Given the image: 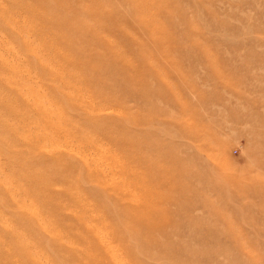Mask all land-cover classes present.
I'll return each mask as SVG.
<instances>
[{"label": "rangeland", "instance_id": "374dc122", "mask_svg": "<svg viewBox=\"0 0 264 264\" xmlns=\"http://www.w3.org/2000/svg\"><path fill=\"white\" fill-rule=\"evenodd\" d=\"M52 2L0 0V101L25 100L0 106V264H101L85 258L104 253L96 234L124 264H264V0ZM14 20L59 78L35 68Z\"/></svg>", "mask_w": 264, "mask_h": 264}, {"label": "bare ground", "instance_id": "6f19581e", "mask_svg": "<svg viewBox=\"0 0 264 264\" xmlns=\"http://www.w3.org/2000/svg\"><path fill=\"white\" fill-rule=\"evenodd\" d=\"M54 2H52V3H55L57 0H53ZM36 2V1H35ZM32 4H34V5H36L35 3H32ZM42 4V3H41ZM39 5V4H38ZM45 5V4H44ZM54 5V4H53ZM58 5H60V4H58ZM25 7V6H24ZM32 7H35V6H31L30 7V9L32 8ZM41 7V6H40ZM62 7V6H61ZM60 7V8H61ZM26 8H28V7H26ZM47 8H48V6H47ZM25 9V8H24ZM29 9V11H34L35 13H36V15L37 16H39V14H41L42 13V10H39V7L37 8V7H35V9L36 10H34V9H31L30 10ZM38 9V10H37ZM46 9V8H45ZM67 9V8H66ZM68 10V9H67ZM86 10V12H87V10L88 9H85ZM84 11V10H83ZM1 12H3V11H1ZM26 12V11H25ZM34 12H30V13H34ZM22 13V12H21ZM35 13L33 14L34 16H35ZM83 13V12H82ZM42 14H44V12L42 13ZM5 15V14H4ZM3 15V16H4ZM44 15H47V14H44ZM36 16V17H37ZM2 17V16H1ZM40 17H41V15H40ZM35 18V17H34ZM37 18H39V17H37ZM47 19V16L45 17V16H42V18H40V21H41V19H43V21H44V19ZM48 19H50V18H48ZM47 19V20H48ZM75 19V18H74ZM60 20V19H59ZM76 20H77V18H76ZM39 21V22H40ZM46 21V20H45ZM44 21V22H45ZM52 22V20L50 19L49 21H47V23L49 24V22ZM62 21H64V20H62ZM67 21V20H66ZM31 22V21H30ZM34 22V21H33ZM38 22V21H37ZM42 22V21H41ZM40 22V23H41ZM51 22H50V24H51ZM40 23H38V24H40ZM46 22H45V24H47ZM52 23H54V22H52ZM7 24V23H6ZM9 24V23H8ZM37 24V23H36ZM47 24V25H48ZM49 24V25H50ZM62 24V23H61ZM74 24H78V21L77 22H75V20L73 21V22H70V23H65V29L67 30L68 29V31H80V29H78L79 28V25L76 27H73L74 26ZM82 24V23H81ZM89 24V23H88ZM11 25V27L9 28V30L13 33L15 30L17 31V30H19V34H20V31L22 32V33H26V34H28L27 36H25L26 38L24 39L23 37L21 38V39H24V41H23V43H24V46H23V48L24 47H26L27 49H28V51H30L29 53H31V52H33L32 54H29V56L30 57H32V58H29L31 61H39L40 59H41V57H40V47H39V49H37V47H38V45L40 46V42H41V40H40V42L38 43H36V44H38V45H34L35 47L33 48L32 46H33V42H31V34L29 33V30H24V29H22V27L20 26V23H17V22H15V20H14V22L12 21V23L10 24ZM35 25V24H34ZM53 25H55V24H53ZM37 26V25H36ZM40 26V25H39ZM47 27V26H46ZM62 27H64V26H62ZM49 28H51V25L49 26ZM32 29V28H31ZM48 29V28H47ZM49 30V29H48ZM50 30H52V29H50ZM64 30V29H63ZM31 31V30H30ZM33 32V31H32ZM46 32H47V30L44 28V27H40V29L39 28H36L35 29V32L34 33H36V36H38V37H40V38H43L44 39V37H46V36H44L45 34H46ZM79 33V32H78ZM48 34V33H47ZM66 34V33H65ZM34 35V34H33ZM60 36V35H59ZM46 38H49V37H46ZM51 38H49V42L51 41L50 40ZM48 39H44V40H42V41H44V43H45V41H47ZM49 42H47V43H49ZM53 42V41H52ZM51 42V43H52ZM22 43V42H21ZM46 43V44H47ZM50 43V44H51ZM54 43V42H53ZM58 43V42H57ZM34 44H35V42H34ZM41 44H43V42L41 43ZM45 44V46H46V48L49 46H47ZM44 45V44H43ZM53 45V44H52ZM109 45V44H108ZM51 46V45H50ZM110 46V45H109ZM112 46V45H111ZM44 47V46H43ZM7 48V47H6ZM45 48V47H44ZM44 48H42V49H44ZM69 50L70 51H76V49H75V46H73V45H70L69 46ZM112 48V47H111ZM49 49V48H48ZM51 49V48H50ZM52 49L54 50V52L55 51H57L60 55H59V57L61 56V55H66L67 53L65 52V50H64V48H62V47H60V45L59 44H56L55 43V45H53L52 46ZM112 49H114V48H112ZM27 51V52H28ZM52 51V50H51ZM53 52V51H52ZM49 53H50V50H49ZM55 54H56V52H55ZM79 58V57H78ZM81 58V57H80ZM92 60H94V62H95V64H98V65H100V63L102 64V65H104V64H106V65H109V66H114V67H120L121 69H115V68H113V67H111L112 69H113V71L114 70H118V72L119 71H122L123 73L126 71V76L130 79V81H133V82H135V78H134V76H132V75H130V73H128V71L130 70V68H131V65H129L130 67L129 68H123V66H127L128 67V65H124L125 63H126V61L125 62H123L122 60H120L119 59V57H118V55H110V56H105V57H103V58H101V57H97V55H93V56H91L90 57ZM89 58V59H90ZM66 59V58H65ZM48 60H45L44 61V59L42 58V60H40L39 62H37L39 65H40V67L39 66H37V63H36V65H34L35 66V68L37 67V68H39L40 69V71H42L43 73H45V75L46 76H48V77H50V75L52 74V75H56L55 77H57V78H59L58 76H61L62 75V70H59V66H58V64H60V63H58L56 66L55 65H53L54 63H50V62H47ZM6 64V63H5ZM8 64V63H7ZM118 65V66H117ZM51 66H53L52 68H51ZM95 66H97V65H95ZM62 67V66H61ZM61 67H60V69H61ZM64 67V66H63ZM9 68V67H8ZM7 68V69H8ZM6 69V70H7ZM63 69V68H62ZM129 69V70H128ZM1 70H3V69H1ZM11 70V69H10ZM125 70V71H124ZM63 72H65L66 73V71L65 70H63ZM64 74V73H63ZM70 73H68L67 74V77H68V75H69ZM71 75L72 74H70V77H68L69 78V80L71 79ZM105 75H107V74H105ZM64 76V75H63ZM132 76V77H131ZM47 77V78H48ZM66 77V79H63L62 78V81H59V82H61L60 84H63V86H64V89H69L70 90V97L72 98V99H74L75 100V97H76V95H75V93H74V91L76 90L75 88H74V86L79 82H77L76 84H73L72 85V83L70 82V81H68L67 78ZM55 80H57L58 81V79H55ZM65 80V81H64ZM103 82H105V81H103ZM113 85V84H112ZM60 86V85H59ZM58 89H59V87H58ZM73 89H74V91H73ZM98 89H100V88H98ZM78 91V90H77ZM77 91H76V93H77ZM135 91V90H134ZM78 92H80V91H78ZM36 94V93H35ZM35 94H33L32 95V98H34V95ZM80 94H78V96H79ZM23 96V95H22ZM37 96H38V94H37ZM46 96V95H45ZM75 96V97H74ZM81 96V95H80ZM1 99V98H0ZM77 99V98H76ZM9 100V99H8ZM33 100V99H32ZM12 101V100H11ZM25 100L23 99V101L22 102H24ZM79 101V100H78ZM13 102V101H12ZM12 102H10V103H7V105H5L6 103H4L3 102V100L2 101H0V106L3 108V110L5 111V112H7V111H9V110H15L18 106H20L19 104L20 103H22V102H19V101H15L13 104H12ZM27 103H26V106L28 107V105H31L32 106V104H33V102L31 101V102H29V101H26ZM98 107V106H97ZM94 108H96V106H94ZM91 109H93V108H91ZM85 110V109H84ZM86 110H88V109H86ZM85 110V112H87ZM83 111V110H82ZM101 111H102V109H101ZM105 111V110H104ZM104 111H102V112H104ZM47 112L48 111H43V112H41V119H48L49 118V115L47 114ZM90 113V112H89ZM89 113H87V114H89ZM94 113V112H93ZM91 115H92V113H91ZM91 117V116H90ZM39 118V117H38ZM93 118V117H92ZM57 119V118H56ZM42 122L44 123V121L42 120ZM55 122V121H54ZM69 123V122H68ZM62 125H66V126H62V130H64V131H67V133L69 134V136L70 135H72L76 130H74L75 128L74 127H72L71 128V126H70V124H62ZM61 126V125H60ZM71 128V129H70ZM40 129V131L42 132V133H44V131H43V128H39ZM61 129H58V131H61ZM33 132V131H32ZM10 133V132H9ZM9 133H8V135H9ZM57 133H59V132H57ZM56 133V134H57ZM3 135V134H2ZM15 135V134H14ZM4 136V135H3ZM13 136V135H12ZM19 137V139L21 140H23L24 142H27V143H29L30 145H32V147L33 146H35V147H37L38 148V146L39 145H41V144H43V143H51L52 142V140H50V139H46L45 137H41L40 136V138H35V137H32L30 134H29V132L28 133H26L25 135H18ZM10 137H11V135H10ZM10 137L8 138V137H4V141H5V139L7 138L8 140L10 139ZM14 137V136H13ZM0 138H1V140H2V137L0 136ZM14 139V138H13ZM0 140V141H1ZM18 140V139H17ZM62 139H60V142L62 143L63 141H64V138H63V141H61ZM3 141V140H2ZM11 142V141H10ZM65 142V141H64ZM60 144V143H59ZM65 144L67 145V143L65 142ZM42 146V145H41ZM44 146H46V144L44 145ZM68 146V145H67ZM62 147V146H61ZM64 147V146H63ZM36 148V149H37ZM44 148V147H43ZM42 148V149H43ZM60 149H62V148H60ZM63 150V149H62ZM57 151L59 152V153H61V150H59V149H57ZM33 152H35L34 150H33ZM36 152H38V151H36ZM41 152H43V151H41ZM59 153H58V155H55L54 154V156L51 158L52 160L50 161V162H52V161H54L55 163H60V161H61V158L63 159V157H61L60 155H59ZM66 153V152H65ZM37 154V156H35V157H38V154L39 153H36ZM41 154H43V153H41ZM40 155V154H39ZM46 156V158H47V156L48 155H45ZM64 156H65V154H64ZM40 157V156H39ZM38 157V158H39ZM42 157V156H41ZM44 157V156H43ZM49 157V156H48ZM49 158V159H50ZM48 159V160H49ZM68 161V160H67ZM85 165H87V161L85 162ZM83 167V166H82ZM89 169V168H88ZM38 182V181H37ZM104 182V181H103ZM124 182L125 181H123L122 183H117L116 182V185H114L113 183H109V182H107L106 183V188H107V186H112L113 188H115L116 190H118V191H120V192H123V189H124ZM132 183V182H131ZM43 184V183H42ZM121 184V185H120ZM133 185V186H132ZM132 185H130L129 187H130V191H129V189L127 190V195H129V197L130 196H132V197H130V200L131 201H129L130 202V206H129V209H128V213L133 217V219H134V221H136L137 220V210H138V206H137V204L135 203V200H132V198L134 197L133 196V193L131 192V189H135L134 188V186H135V184H132ZM37 186V185H36ZM133 187V188H132ZM3 190H4V193L2 192V194H5V196L7 195V196H10V194L4 189V188H2ZM1 190V189H0ZM28 192H29V190H28ZM135 193V192H134ZM1 194V195H2ZM3 197H5L4 195H2ZM128 197V196H127ZM138 199V198H137ZM15 201H17V199H15ZM138 201V200H137ZM20 202V201H19ZM19 202H17V203H19ZM24 210V211H23ZM26 211V212H25ZM21 212L24 214V217H33L34 218V220L35 219H37V217H35V216H33V212L31 211H27V210H25V209H22L21 210ZM29 215V216H28ZM82 218V217H81ZM80 218V219H81ZM28 219H30V218H28ZM84 221L81 223L82 225H83V223H85V220L86 219H83ZM36 221V220H35ZM36 222H38V221H36ZM0 224H1V222H0ZM40 225V224H39ZM84 226V228H86L87 226H85V225H83ZM4 227H5V225H4ZM48 230H49V228H48ZM50 231V230H49ZM50 233V232H49ZM53 233V232H52ZM92 237H94V238H96L97 237V241L100 243V244H102L103 245V247H104V250H103V254L102 253H100L99 252V254H97V255H95V256H92L91 254H88L85 258H86V260L87 261H96V262H98V263H101V264H124L123 262H120L119 261V258L117 257V259H116V256L115 255H113V253L111 254V247H109V249L106 251V248L105 247H107V240H106V238L105 237H103L102 235H101V237H99V236H97V234L96 235H94V236H92ZM18 238V237H17ZM11 240V239H10ZM15 241H16V239H14ZM17 240H20L19 238L17 239ZM60 240H61V238H60ZM61 242V241H60ZM24 241L22 240H20L19 241V244H20V246H24ZM63 244H64V242H63ZM65 244H67V243H65ZM68 245V244H67ZM27 247H29V245L27 246ZM26 249V248H25ZM27 250V249H26ZM15 251V250H14ZM30 252V251H29ZM28 251H27V253H29ZM32 254V253H31ZM31 254H30V256H31ZM36 255V254H35ZM34 255V256H35ZM34 256H32L31 257V260L33 259V257ZM36 257V256H35ZM10 258H11V256H10ZM23 258V257H22ZM37 258V257H36ZM24 259V258H23ZM37 260V259H36ZM41 260V259H40ZM33 261V260H32ZM35 263V262H34ZM36 264H38V263H36ZM40 264V263H39Z\"/></svg>", "mask_w": 264, "mask_h": 264}]
</instances>
